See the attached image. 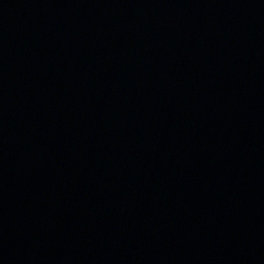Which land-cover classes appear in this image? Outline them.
Returning <instances> with one entry per match:
<instances>
[{
    "label": "water",
    "instance_id": "1",
    "mask_svg": "<svg viewBox=\"0 0 264 264\" xmlns=\"http://www.w3.org/2000/svg\"><path fill=\"white\" fill-rule=\"evenodd\" d=\"M0 264H264V0H0Z\"/></svg>",
    "mask_w": 264,
    "mask_h": 264
}]
</instances>
